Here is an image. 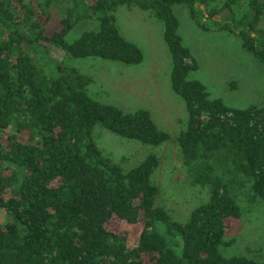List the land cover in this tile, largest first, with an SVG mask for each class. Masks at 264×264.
I'll list each match as a JSON object with an SVG mask.
<instances>
[{
  "label": "trees",
  "instance_id": "obj_1",
  "mask_svg": "<svg viewBox=\"0 0 264 264\" xmlns=\"http://www.w3.org/2000/svg\"><path fill=\"white\" fill-rule=\"evenodd\" d=\"M240 1L0 0V264H264L221 252L235 241L228 219L243 215V203L264 208V106H229L190 78L199 62L174 10L188 5L199 26L237 34L264 62V31L255 26L264 0ZM241 3L252 14L233 25ZM122 5L163 22L172 86L188 113L176 137L149 110L92 98V77L52 54L55 46L68 58L141 63L143 50L117 22ZM86 21L96 26L67 41ZM97 128L153 147L172 141L190 182L208 188L209 199L176 219L158 201L161 157L153 151L126 167L101 148ZM113 216L143 225L135 247L107 228Z\"/></svg>",
  "mask_w": 264,
  "mask_h": 264
},
{
  "label": "rangeland",
  "instance_id": "obj_2",
  "mask_svg": "<svg viewBox=\"0 0 264 264\" xmlns=\"http://www.w3.org/2000/svg\"><path fill=\"white\" fill-rule=\"evenodd\" d=\"M240 6H233L230 20L233 25L247 24L252 14L249 7L243 8L242 3ZM174 10L180 21L183 43L199 62V68L190 73V78L203 82L211 98H221L229 106H264V62L242 45L237 34L227 30H205L199 26L188 5L176 4ZM116 16L122 34L143 50L141 63L124 64L93 56L68 58L55 46L52 54L92 77L89 86L92 98L128 112L149 110L158 126L176 137L186 128L188 113L183 98L172 86L173 60L163 36V22L148 11L126 5L119 6ZM48 25L55 29L51 22ZM94 26L89 21L77 24L66 36L67 41L73 42L84 30ZM255 26L264 31V16ZM95 136L101 148L126 167L136 165L153 151L161 157L154 175L160 186L158 201L176 219L186 220L192 210L209 199L208 188L190 182L172 141L153 147L104 128H97ZM243 205L241 217L228 219V238L235 241L222 246L221 252L225 256L245 255L264 261V208L248 201ZM3 219L1 214L0 220ZM106 226L125 234L129 247L138 244L143 228L140 223L131 224L118 216H113Z\"/></svg>",
  "mask_w": 264,
  "mask_h": 264
}]
</instances>
